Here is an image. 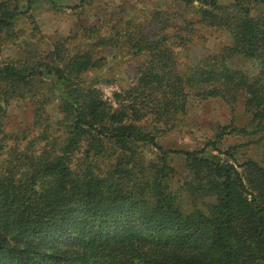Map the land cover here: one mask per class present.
Returning <instances> with one entry per match:
<instances>
[{
  "label": "trees",
  "instance_id": "16d2710c",
  "mask_svg": "<svg viewBox=\"0 0 264 264\" xmlns=\"http://www.w3.org/2000/svg\"><path fill=\"white\" fill-rule=\"evenodd\" d=\"M38 1L0 0V54L19 41L16 26ZM177 1L190 12L154 8L141 20L112 24L108 17L35 56L22 38L26 57L0 60V264H264V156L237 161L234 146L217 145L224 134L246 130L223 126L192 150L157 141L177 126L190 95L229 105L242 99L253 132L264 131V13L250 14L264 0ZM195 25L224 30L230 40L180 70L175 46ZM110 48L139 64L108 100L86 80ZM234 56L254 62L257 72L228 64ZM45 75L59 91L56 119L47 112ZM17 101L32 104L34 121L13 133L5 120ZM173 155L187 171L177 189Z\"/></svg>",
  "mask_w": 264,
  "mask_h": 264
},
{
  "label": "rangeland",
  "instance_id": "374dc122",
  "mask_svg": "<svg viewBox=\"0 0 264 264\" xmlns=\"http://www.w3.org/2000/svg\"><path fill=\"white\" fill-rule=\"evenodd\" d=\"M57 6L40 0L23 18L20 20L17 29L20 30L19 41L3 46L0 60H9L15 58H25L26 52L21 49L20 39L26 38L33 44L29 49L35 52L45 51L51 48V44L58 38L72 34L80 26H92L101 21L111 19L110 24L118 18H132L135 21L145 18L148 11L154 8H160L164 11H179L188 13L189 10L183 9V5L177 0H88L83 7L74 8L78 0H54ZM221 4L230 3L233 0H218ZM120 8L123 13H120ZM24 10V8H23ZM32 13V17H28ZM146 13V14H145ZM264 13V4L252 6L250 14L253 16ZM112 15V16H111ZM121 15V16H120ZM191 17H196L191 14ZM173 22H177L173 20ZM110 24H108L110 26ZM194 32L188 33L189 40L183 45L175 46V51L179 56L181 66L180 70H185L188 66L195 65L206 55L219 51L229 40V34L224 30H219L208 26L195 25ZM186 34V31L183 33ZM24 35V37H23ZM110 54V55H109ZM116 58H113V57ZM139 59L130 57H121L116 51L110 48L106 62L103 66L96 68L87 75V82L99 88L103 97L110 100L115 91L132 81L136 72L135 68L139 64ZM228 64L243 69L249 74L257 72V67L249 59L241 56H234L227 60ZM44 89L50 95V103L47 106V112L53 119L58 117L57 104L59 100V91L52 76H43ZM32 104L27 101L11 102L9 112L5 120V128L9 132L19 133L29 127H33ZM227 126L226 132L231 127L242 129L246 132H229L218 139L217 145L221 150L229 147H235V159L244 161L247 158L260 160L264 156V141L258 145H249L250 141L262 138L264 131L253 132L255 123L251 115L244 109L242 99L229 105L219 98L203 99L195 95H190L185 114L180 117L177 126L173 129L161 133L157 141L165 149H186L192 150L201 148L208 140H214L221 132V127ZM31 137L30 134L27 135ZM10 142L15 141L10 139ZM152 148L145 147L144 155L151 157ZM214 153H217L216 151ZM4 157L1 154L2 158ZM173 165L179 176L171 181L172 188L177 189V179H183L187 176L180 157L173 155ZM205 202H211L212 198H205ZM197 206H202L201 200H196ZM183 210H188L190 200L183 196L181 199Z\"/></svg>",
  "mask_w": 264,
  "mask_h": 264
}]
</instances>
